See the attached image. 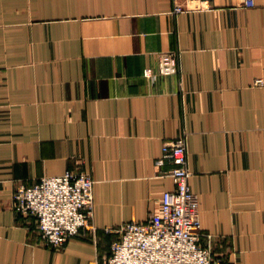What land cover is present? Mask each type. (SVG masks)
I'll return each mask as SVG.
<instances>
[{
	"label": "crops",
	"instance_id": "0c3cea01",
	"mask_svg": "<svg viewBox=\"0 0 264 264\" xmlns=\"http://www.w3.org/2000/svg\"><path fill=\"white\" fill-rule=\"evenodd\" d=\"M165 51L179 72L151 84ZM183 132L216 264H264V0H0V264H99L160 211ZM68 169L93 180L91 225L52 249L11 196Z\"/></svg>",
	"mask_w": 264,
	"mask_h": 264
},
{
	"label": "built area",
	"instance_id": "2783aa9c",
	"mask_svg": "<svg viewBox=\"0 0 264 264\" xmlns=\"http://www.w3.org/2000/svg\"><path fill=\"white\" fill-rule=\"evenodd\" d=\"M212 0H200L201 9H211ZM253 7L255 0H244ZM182 10L176 8L174 13ZM176 51L158 54L156 68L148 67L143 76L149 83L158 77L176 75ZM259 84L262 81H257ZM156 166L169 162L163 172L172 180V190L161 198L160 211L145 223H123L115 232L110 255L99 264H216L210 237L201 231L199 198L189 186L187 133L165 140ZM93 180L84 171L66 170L62 175L42 177L32 184L19 183L11 196V209L17 217L36 220L39 242L52 249L91 225ZM108 231V230H107ZM207 237L205 243L201 239Z\"/></svg>",
	"mask_w": 264,
	"mask_h": 264
}]
</instances>
